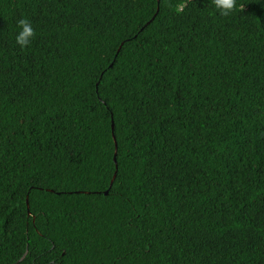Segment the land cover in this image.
<instances>
[{
    "label": "trees",
    "instance_id": "16d2710c",
    "mask_svg": "<svg viewBox=\"0 0 264 264\" xmlns=\"http://www.w3.org/2000/svg\"><path fill=\"white\" fill-rule=\"evenodd\" d=\"M0 264H264V0H0Z\"/></svg>",
    "mask_w": 264,
    "mask_h": 264
},
{
    "label": "clouds",
    "instance_id": "9594fccd",
    "mask_svg": "<svg viewBox=\"0 0 264 264\" xmlns=\"http://www.w3.org/2000/svg\"><path fill=\"white\" fill-rule=\"evenodd\" d=\"M214 7L221 13V15L227 16L233 12L237 6V0H212ZM186 4L181 2L175 6L176 12H183ZM17 27L19 31L15 36L16 44L24 49L30 46L32 39L35 36V31L32 23L29 19L21 17L17 21Z\"/></svg>",
    "mask_w": 264,
    "mask_h": 264
},
{
    "label": "water",
    "instance_id": "95a60500",
    "mask_svg": "<svg viewBox=\"0 0 264 264\" xmlns=\"http://www.w3.org/2000/svg\"><path fill=\"white\" fill-rule=\"evenodd\" d=\"M113 131H115V124L113 123ZM115 141H116V155H117V153H118V143H117V140H116V137H115ZM116 177H117V175H115V177H114V179H113V181H112V185H111V187L113 186V184H114V182H115V180H116ZM107 195L109 194V192H107L106 193ZM28 207H29V201H28Z\"/></svg>",
    "mask_w": 264,
    "mask_h": 264
}]
</instances>
